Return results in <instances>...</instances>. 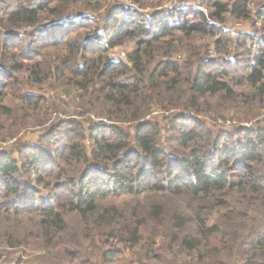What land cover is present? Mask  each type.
Returning a JSON list of instances; mask_svg holds the SVG:
<instances>
[{
    "label": "trees",
    "instance_id": "1",
    "mask_svg": "<svg viewBox=\"0 0 264 264\" xmlns=\"http://www.w3.org/2000/svg\"><path fill=\"white\" fill-rule=\"evenodd\" d=\"M53 1L56 0H17V5L12 10L4 13L6 17L0 18L2 45L0 47L3 48H0L1 54H5L9 47L17 50V53L9 59L2 56L0 74H7L8 65L14 70L27 71L28 77L41 86L51 80L54 74L62 75L68 72L77 78V87L87 91L92 81L86 80L95 74L94 70L99 73L101 63L106 60V69L109 71L106 70L101 74L105 79L97 93L108 90L105 101H108L110 106L116 107L108 118L120 122L126 120L138 122V125L135 136L129 139L126 131L115 124H95L90 129L93 148L89 155L83 145L85 139L83 131L75 127V121L70 122L74 125L73 135L70 136V142L63 152L77 161L76 163L86 165L89 170L80 177H63L64 174L58 170L56 178L60 182L57 181L56 193L51 195L48 201L43 196H37L38 190L24 181L23 171L26 166H31V169L37 172L43 163L51 162L59 169V163L52 159V154L32 148V153L29 152L23 161L6 151L0 153V197L14 198L9 200L11 203L5 204L15 208L14 220H18L17 216L21 213L19 210L35 213L42 218L38 234L34 238L40 243V251L45 252L34 255L25 264H113L116 262L118 264H231L233 257L237 262L239 261V264H264V232L258 234L250 231V234L254 233L252 235L254 238L250 242L251 249L245 251L249 249V245L243 243L241 236L231 235L229 229L221 227L220 223L207 225L204 217L206 210H212L209 206L217 200L216 204L228 207L230 203L225 195L232 198L235 193L241 194L240 196L247 199L248 203L235 202L246 205L252 210L259 207L264 210V128L248 127L237 130L241 138L236 141V146L221 150L222 152L217 148L219 154L215 158L214 154L209 155L206 149L201 148L203 147L201 142L204 140L205 143H209L210 131L204 130L207 137L199 134V126L202 125L196 117L188 120L193 124L189 128L181 124L182 127L178 132L185 142L183 144L187 142L194 144L189 159H182L183 162L180 164L181 171L187 173V176H183L184 174L178 175L173 172L175 165L166 159L163 149L159 147L158 127L144 120L147 111L154 104L163 105L165 108H171L176 104L175 107L195 109L196 113L200 114L202 113L199 109L200 98L205 95L212 97L222 92L231 94L233 91L229 84L221 78L234 79L237 74H243L242 77L245 78L238 82L244 81L254 91L253 97L250 95L248 100H244L246 105L264 106V6L256 13L257 19L262 22L263 33L262 36L257 37L258 50L252 59L244 60L247 61L246 64H238L239 57L236 56L235 60H227V63H232L234 73L228 68L214 72L206 70L201 48L194 47L190 59L185 62L188 69L184 76L183 65L175 59L178 53L175 42L179 40L175 35L177 32L191 39L194 35L222 34V39H218L216 46L220 51L227 49L221 44L223 38L228 39V35L222 33L220 29L208 26L202 10L191 9L189 13L177 7L161 9L152 16H147L144 24L138 21L142 16L138 9L121 7L122 9H119L125 15L124 19L119 21L117 17L113 19L111 17L107 20L104 34H96L98 42L104 41L107 46L103 50H97L100 54L90 61L85 57L84 51L88 49V43L91 41L88 39L83 41L84 37L80 39L77 33L88 27L91 29L92 24L72 22L69 27L60 23L54 24L53 29H63L64 34L65 31L68 32L61 39L63 41H60L67 49L60 50L61 61H57L55 66L51 65L49 60L44 62L40 58L37 61H30L33 43L21 41L22 36L18 33L7 34L5 32L7 29L1 22L4 20L7 25L13 27L23 24L37 25L40 21V13ZM75 1L87 7L94 6V1L91 0H58L54 5L55 9L51 7L52 15L58 17L61 15L62 11L59 10H62L63 4L69 5ZM228 1L230 2L209 0L210 7L215 10L211 17L224 21L223 15L229 13L238 19L249 18L248 0ZM88 18L85 17V20H91ZM109 26L111 28L108 29ZM117 37L118 39H115ZM125 38L133 39L137 44L134 52L129 55L131 66L123 61L115 65V62L109 60L108 51L121 45ZM40 39L39 44H44L46 38ZM70 47L76 49L73 51ZM37 48L38 43L35 45V50ZM19 57H24L26 61H18ZM10 61L12 65L9 64ZM116 66H121V69L114 70ZM240 66L244 71H240ZM130 74L135 75L133 81L126 79ZM4 86L5 81L2 83L0 77V92ZM24 97L28 100V104L34 102L37 108L43 100L42 97L30 94H24ZM170 98H174L175 101L171 102ZM121 106L125 109H121ZM0 109L10 110L2 105ZM74 134L79 137H74ZM58 152L62 154V151ZM133 155L138 165L132 164L135 161ZM91 160L94 162L91 163ZM233 160L237 162L240 172H237L236 168L233 169ZM104 162H112L114 170L111 171L101 164ZM92 165H95L98 171L100 169L102 173L109 174L110 179L97 178L93 175L90 170ZM131 166L138 168V171H130ZM125 167L128 168L127 171L124 170ZM164 168H168L167 178L172 176L167 184L159 177V174L163 175L166 172ZM43 180L39 175V183L44 182ZM138 182L140 187L134 188V184ZM184 182L190 192L185 191L182 185ZM118 188H124L129 193L141 192L144 188L155 192L166 190L180 196L190 193L192 198L199 199L197 200L200 209L198 221L193 219L198 222L196 231H190V223L193 222L191 215L166 202L150 201L143 204L144 206L127 203L126 207L99 203V197L105 199L112 190ZM220 191L224 193L218 195ZM2 205L0 203V214L4 207ZM129 208L132 212L128 210ZM67 212L79 216L81 227L69 231L64 217ZM6 219L9 222L10 218L6 217ZM2 235L8 237L3 244L12 248L17 246V238L6 233L5 229ZM159 237L162 238L160 243ZM117 243L119 247H112ZM246 256L249 258L244 259Z\"/></svg>",
    "mask_w": 264,
    "mask_h": 264
},
{
    "label": "rangeland",
    "instance_id": "2",
    "mask_svg": "<svg viewBox=\"0 0 264 264\" xmlns=\"http://www.w3.org/2000/svg\"><path fill=\"white\" fill-rule=\"evenodd\" d=\"M57 1L58 0L48 4L46 10L40 13V21L37 25L31 26L23 24L18 27H13L7 25V22L4 20L1 21L2 26L7 29L5 31L7 34L18 33L22 36L21 41L28 44L30 42L33 43L34 47L31 50L32 59L30 61H37L40 58L42 61L49 60L51 65H55L59 60L61 61L59 52L60 50H66L67 47L60 41H63L61 39H63L68 32L65 31L64 34L63 29H53L52 25L54 24L60 23L65 27L71 26L72 22L77 24H92L93 27L91 29L90 27L86 29L80 28L82 30L77 33L80 39L84 37L83 41H85V39L91 41V43H88V49L84 51L85 57L90 61V59L100 54L97 50H103V48L107 46L104 41L99 43L96 36L98 33L101 35L104 34V27L108 24L106 23L107 20L111 17L112 19L113 17H117L119 21L124 19L125 15L119 9L121 7L138 9L139 13H142L138 21L144 24L147 16H152L154 12L161 9L167 10L177 7L183 8V10L187 12L191 11V9H204L207 10L210 16L215 11L210 7L208 3L209 0H91L94 1L93 8L87 7L85 4L77 1L69 5L63 4L64 7H62V10H59L62 11L61 15L56 17L52 15L51 11L53 10H51V7L55 9L56 6L54 5H56L55 3H57ZM210 1L230 2L228 0ZM235 1L231 2L234 4ZM248 2L250 16L247 19H238L229 13L223 15L225 18L224 21L213 18L223 25L222 28H215L222 30V33L228 35V39L224 40L223 38L224 44H221V46L224 47L225 45V47H227L225 51H220V48L216 46L218 39H222V34L194 35L192 39L182 35L180 32L175 34L179 38V40L175 42L176 48L178 49L175 59L183 65L184 76H186V70L188 69L185 62L190 59V54L194 47L198 49L201 48V55H203V59L205 60L206 70H213L214 72H219L222 68H228L229 71L234 73L233 66L231 65L232 63H227V60H235L236 56L239 57L238 64H246L247 61L244 60L252 59L253 55L258 50V44L256 43L258 41L257 37L262 36L261 33H263L261 28L262 22L257 19L256 13L263 8L264 0H248ZM16 5L17 0H0V18L2 19L4 13L10 12ZM85 17H89L91 20L88 18L89 20L87 21ZM189 17H191V15ZM109 28L111 27L109 26L108 29ZM42 37H45L46 40L44 44H39V41H41L40 38ZM118 37L115 39H118ZM52 42L56 43L54 44ZM36 43H38V48L35 50ZM0 46L2 45L0 44ZM136 47V41L125 38L121 45L109 49V60L115 62V65L123 61L126 65L131 66V62L128 60L129 55L134 52ZM9 48L10 49H8L5 54H1L3 48L0 49V58H2L0 61L3 60V55L6 59H9L14 53H17V50L13 47ZM70 48L73 49V51L76 49L73 47ZM95 51L97 52L94 53ZM20 60L23 62L26 61L24 57H19L18 61ZM143 62H145V60H143ZM106 63V60H104L101 63V68L98 71L99 73L94 70L95 74L89 78V80H86L88 82L92 81L87 91L77 87V78L68 72H64L62 75L54 74L51 80L41 86L28 77L29 73L27 71L14 70L8 65L6 68H9V74L8 72L5 75L0 74L2 83L5 81V86L0 92V106H6L10 109L9 111L0 109V153L6 151L16 159L23 161L26 159L29 152L32 153V148L45 150L48 151L49 154H52V159H55L59 163V169L51 162L43 163L42 167H40L37 172L33 168L31 169V166H26L23 171L24 181L35 187L38 190L37 196H43L46 201L50 199L49 197L51 195L53 196L56 193V185L60 182L56 178L59 171L64 174L63 177H80L85 171L89 170L86 165L76 163L77 161L69 158L68 154L63 152L70 142V136L73 135L72 130L74 125H76L75 127L77 129L83 131L85 135L83 145L87 149L89 155L93 148L90 139V129H92L95 124H115L126 131L129 139L135 136L138 122H129L128 120L120 122L109 119L108 115H112V111L116 109V107L110 106L111 104L105 101L107 100L105 96L108 90L97 93V90H99L102 85V81L105 79L101 74L108 70L106 69ZM9 64L12 65V62L10 61ZM17 65L19 64H16V66ZM115 69H121V66H116L114 70ZM240 71H244L243 67L240 68ZM242 75L243 74H237L234 79L222 77L221 80L226 81L233 92L231 94L222 92L212 97L208 95L201 97L199 109L202 113L200 114L196 113L195 109H185L183 106L175 107L176 104L171 108H165L160 104L151 105L144 120L150 121L152 125L158 127L159 147L163 149L162 151L166 159L172 161L173 165H175L174 173L187 176V173L181 171L180 164L183 162L182 159H189L194 144L192 142L183 144L185 142L178 131H180L182 125H185L187 128L193 125L190 123L191 121L189 122L188 120H192V118L196 117L200 121L202 126H199V134L205 135L204 137H207V135L204 134V130L210 131L211 134L208 138L209 143H205L206 140H204L201 142L203 146L201 148L206 149L209 155L214 154L215 158L219 154L217 153V148L221 151L236 146V141L241 138L237 130L248 127L255 129L258 127L264 128V106L246 105L245 101L248 100L250 95L253 97L254 91L244 81H242L243 83L238 82L239 80H245ZM134 76V74H130L126 79L133 81ZM24 94L36 95L42 97L43 100L37 108L34 106V102H32V104L27 103L28 100L25 99ZM170 99L171 102L175 101L174 98ZM169 100L168 102H170ZM121 109L125 108L121 106ZM73 121H75V124L71 125L70 122L73 123ZM76 122L81 124H77ZM241 133H244V131H241ZM74 137L78 138L79 136H75L74 134ZM59 150L62 151V154H60V152L57 153ZM132 157L134 160L136 159L134 155ZM93 162L94 161L91 163ZM101 164L107 166L111 171L114 170L112 162H104ZM132 164L138 165V162L135 160ZM232 165L233 169L236 168V171L240 172L237 162L233 160ZM139 167H141V164H139ZM164 169L166 172L163 175L159 174V177L167 184L171 181L170 179L172 176L167 178L168 168ZM44 170H46V172ZM90 170H92L93 175L97 178L104 177L107 180L110 179L109 174L102 173L100 169L98 171L95 169V165H92ZM124 170L127 171L128 168L125 167ZM130 171L137 172L138 168H132L131 166ZM229 173L231 174L232 172ZM39 175L44 179V182L39 183ZM133 183L134 181L131 185H133ZM182 185H184L185 191L190 192L185 182ZM135 187H140L139 182L134 184V188ZM223 193V191H220L218 195H222ZM240 195L241 194L237 195L235 193L232 198L225 195V197L229 199L230 205H228V207L220 206L216 204L218 203L217 200V202H214L216 206L211 204L210 206H212V208L210 206L209 208L212 210H206L204 217L206 218L207 225L220 223L221 227L227 230L229 229L228 232L231 235L241 236L243 243L249 245V249L245 251H249L251 249L250 242L254 238L252 236L254 233L250 234V231L258 234L264 232V210H262L263 208L261 207L252 210L246 205L235 202L240 201L244 204L248 203V200ZM9 200H14V198L0 197V203L4 206L2 208V214H0V242L2 243L0 245V264H25V262L34 257V255L45 252L40 251V243L34 238V236L38 234L37 231L38 227H40V220L42 218L35 213L19 210L21 213L17 216L18 220H14L15 216L13 213L15 212V208L5 206L7 202H10ZM197 200L199 199L192 198L190 193L180 196L166 190L160 192L148 191L147 188H144L141 192L129 193L125 191L124 188H118L117 190H112V193L105 199L99 197L98 201L104 205L111 206L115 204L119 207H126L127 203H131L134 206L136 204L144 206L143 204L150 201H158V203H160V201L166 202L191 215V221L193 222L190 223V231H196L198 227V222L196 221H198V213L200 212ZM131 208L128 210L131 211ZM6 217L10 218L9 222ZM64 217L67 221L69 231H73V229L78 226L81 227L80 218L75 213L67 212ZM4 229L6 233L17 238V246H14V248L3 244L8 238L2 235ZM223 231L224 230H222V232ZM25 238H27V240H25ZM21 240L22 242H20ZM161 241L162 238L159 237L158 242L160 243ZM248 245H246V247ZM112 247H119V244L117 243ZM248 258L249 256H246L244 259ZM235 259L234 257L231 258L230 263L239 264V261L237 262ZM113 264L118 263L116 262Z\"/></svg>",
    "mask_w": 264,
    "mask_h": 264
},
{
    "label": "built area",
    "instance_id": "3",
    "mask_svg": "<svg viewBox=\"0 0 264 264\" xmlns=\"http://www.w3.org/2000/svg\"><path fill=\"white\" fill-rule=\"evenodd\" d=\"M204 12V15L206 16L207 19V24L211 27H217V28H222L223 25L222 23L217 22L214 20L210 15H208L207 10L201 9Z\"/></svg>",
    "mask_w": 264,
    "mask_h": 264
}]
</instances>
